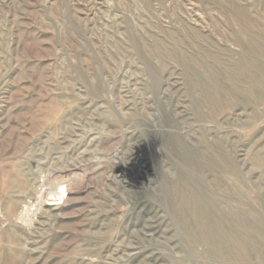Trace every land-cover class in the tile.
Here are the masks:
<instances>
[{
    "label": "rangeland",
    "instance_id": "rangeland-1",
    "mask_svg": "<svg viewBox=\"0 0 264 264\" xmlns=\"http://www.w3.org/2000/svg\"><path fill=\"white\" fill-rule=\"evenodd\" d=\"M252 37L264 49V0H0V264H264V56ZM186 69L224 83L218 117L187 115L233 143L243 263L179 224L158 179L157 201L133 196L163 159L147 124L162 101L188 97Z\"/></svg>",
    "mask_w": 264,
    "mask_h": 264
},
{
    "label": "bare ground",
    "instance_id": "bare-ground-1",
    "mask_svg": "<svg viewBox=\"0 0 264 264\" xmlns=\"http://www.w3.org/2000/svg\"><path fill=\"white\" fill-rule=\"evenodd\" d=\"M258 42L257 37H252L248 44L251 49L264 56V49ZM163 51L172 55L167 48ZM186 70L190 75L187 95L189 98L176 100L174 104L169 99L165 100L167 102L162 101L160 118L147 124L151 130L150 137L152 136L148 139L158 142L155 151L163 159L158 163L155 176L147 173L146 179L140 181L139 188L133 190V196L138 202L157 201L159 190L153 186V180L158 179L164 189L166 207L179 224L213 249L234 253L237 260L243 263L248 258L247 241L251 231L237 227L232 208L236 173L233 143H229L228 138L222 134L216 137L207 136L203 123L197 124V129L195 125H191L192 128L189 125L192 120L202 121L207 117L215 119L224 110L217 90L224 83L222 84L216 73L209 78H195L192 71ZM188 107L193 113L190 121ZM165 159L169 163L163 167ZM124 170L127 168L124 167ZM118 177L123 179L124 174ZM210 187L224 196L226 207L222 206V202L212 193ZM142 239L150 241L152 237L145 236ZM185 239L190 241L189 238Z\"/></svg>",
    "mask_w": 264,
    "mask_h": 264
}]
</instances>
